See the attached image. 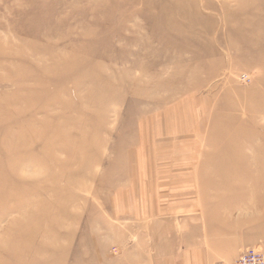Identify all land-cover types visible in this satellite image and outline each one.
<instances>
[{"label":"rangeland","instance_id":"374dc122","mask_svg":"<svg viewBox=\"0 0 264 264\" xmlns=\"http://www.w3.org/2000/svg\"><path fill=\"white\" fill-rule=\"evenodd\" d=\"M207 183L264 255V0H0V264H129Z\"/></svg>","mask_w":264,"mask_h":264},{"label":"crops","instance_id":"0c3cea01","mask_svg":"<svg viewBox=\"0 0 264 264\" xmlns=\"http://www.w3.org/2000/svg\"><path fill=\"white\" fill-rule=\"evenodd\" d=\"M212 188L228 189L226 186L211 187L209 183L198 184L194 188L199 195L200 206L205 207L203 214H197L194 210L192 215L182 218L167 216L145 219L142 223H131L142 225V230L139 234L141 239L131 242L132 247L127 248L126 256L133 260L128 263L218 264L223 261L222 264H230L242 249L256 243L257 238L255 239L250 228L243 225L240 217L230 220L214 217L206 205L210 201L216 205L221 204L224 202L223 198L207 200L205 196H201L202 193L211 194L209 190ZM215 210L218 211L219 208L216 207ZM131 249L136 250L138 254L132 255ZM120 257V260H123L125 252Z\"/></svg>","mask_w":264,"mask_h":264},{"label":"built area","instance_id":"2783aa9c","mask_svg":"<svg viewBox=\"0 0 264 264\" xmlns=\"http://www.w3.org/2000/svg\"><path fill=\"white\" fill-rule=\"evenodd\" d=\"M233 264H264V255L254 248H247Z\"/></svg>","mask_w":264,"mask_h":264}]
</instances>
